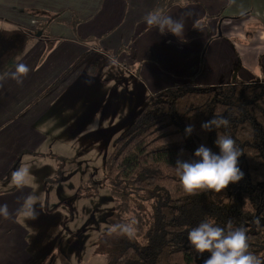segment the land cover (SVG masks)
I'll return each instance as SVG.
<instances>
[{"label":"crops","instance_id":"crops-1","mask_svg":"<svg viewBox=\"0 0 264 264\" xmlns=\"http://www.w3.org/2000/svg\"><path fill=\"white\" fill-rule=\"evenodd\" d=\"M158 3L0 0V73L19 63L29 68L22 84L6 78L0 87V205L7 204L11 213L10 219L0 216V264L32 258L26 249L29 229L17 209L34 187L17 189L4 181L22 152L45 148L48 138L59 134L50 131V122L59 121L47 113L51 100L82 65L96 70L94 63H82L93 58V46L123 58V70L149 94L185 82L264 78V0H175L162 11L184 21L179 38L144 22L148 12L160 9Z\"/></svg>","mask_w":264,"mask_h":264},{"label":"trees","instance_id":"trees-1","mask_svg":"<svg viewBox=\"0 0 264 264\" xmlns=\"http://www.w3.org/2000/svg\"><path fill=\"white\" fill-rule=\"evenodd\" d=\"M174 1L159 0V8ZM221 117L229 121L227 127L201 129L203 122ZM188 124L195 127L186 137ZM224 135L242 153L243 179L220 192L188 194L176 174V161L193 159L201 144L217 152L214 141ZM106 173L113 185L110 194L124 212L132 210L129 192L145 190L155 200L149 224L133 210L138 240L124 243L109 264H203L209 254L196 252L187 234L205 220L226 230L229 224L245 229L249 251L263 260L264 79L185 82L156 91L117 138L106 159Z\"/></svg>","mask_w":264,"mask_h":264},{"label":"rangeland","instance_id":"rangeland-1","mask_svg":"<svg viewBox=\"0 0 264 264\" xmlns=\"http://www.w3.org/2000/svg\"><path fill=\"white\" fill-rule=\"evenodd\" d=\"M96 47L93 58L82 62L94 63L96 70L82 65L51 100L53 110L47 113L59 121L49 126L57 137L50 136L45 148L22 152L16 162L17 168L30 167L28 184L38 198V218L19 216L29 229L26 249L32 256L24 264H109L124 243L138 236L108 237L107 226L133 217V210L148 224L152 219L153 196L145 190L129 192L132 210L124 212L110 194L113 185L106 173L117 138L152 94L123 70V58ZM4 182L12 186L11 176Z\"/></svg>","mask_w":264,"mask_h":264},{"label":"clouds","instance_id":"clouds-1","mask_svg":"<svg viewBox=\"0 0 264 264\" xmlns=\"http://www.w3.org/2000/svg\"><path fill=\"white\" fill-rule=\"evenodd\" d=\"M235 0H228L229 4ZM149 27H155L161 35L171 33L179 38L184 35V21L174 19L164 11L156 9L148 12L143 17ZM199 27V25H194ZM114 65L116 59L111 61ZM29 68L23 64H16L11 72L0 73V87L6 78L13 79L17 84H22L27 76ZM229 121L225 118H213L201 124V129L211 132L214 128L227 127ZM194 125L188 124L184 133L190 136L194 131ZM218 149L214 152L206 145H199L193 153L191 160H177L175 171L179 181L188 194H196L198 191L214 190L220 192L230 184L238 183L244 177V172L239 167V158L242 155L235 141L228 135L220 136L214 141ZM31 176L30 167L21 165L11 172V183L17 189L25 187ZM35 194H29L17 214L28 219L38 218L36 211L37 203ZM0 216L10 219L8 205H0ZM137 220L128 217L124 221L114 222L107 226L104 235L108 237H126L132 239L136 235ZM190 245L198 253H208L203 264H264L253 252L249 251L246 231L243 228H232L229 224L227 230L216 225L213 220H205L191 228L187 234Z\"/></svg>","mask_w":264,"mask_h":264},{"label":"water","instance_id":"water-1","mask_svg":"<svg viewBox=\"0 0 264 264\" xmlns=\"http://www.w3.org/2000/svg\"><path fill=\"white\" fill-rule=\"evenodd\" d=\"M41 32L40 31H38V34H40Z\"/></svg>","mask_w":264,"mask_h":264}]
</instances>
